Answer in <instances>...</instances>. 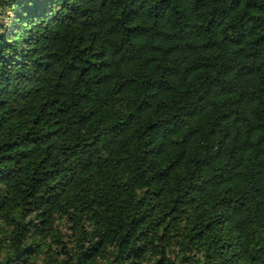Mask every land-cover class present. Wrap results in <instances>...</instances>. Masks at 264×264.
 Listing matches in <instances>:
<instances>
[{
    "label": "trees",
    "instance_id": "1",
    "mask_svg": "<svg viewBox=\"0 0 264 264\" xmlns=\"http://www.w3.org/2000/svg\"><path fill=\"white\" fill-rule=\"evenodd\" d=\"M0 264H264V0H0Z\"/></svg>",
    "mask_w": 264,
    "mask_h": 264
}]
</instances>
